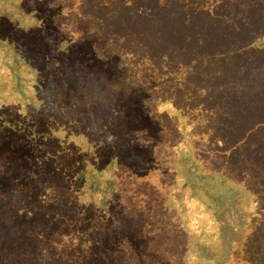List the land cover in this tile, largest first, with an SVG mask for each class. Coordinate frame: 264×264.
Masks as SVG:
<instances>
[{"label":"trees","instance_id":"trees-1","mask_svg":"<svg viewBox=\"0 0 264 264\" xmlns=\"http://www.w3.org/2000/svg\"><path fill=\"white\" fill-rule=\"evenodd\" d=\"M11 3L8 264L36 252L16 237H45L56 264H264V0ZM142 165L165 179L151 184Z\"/></svg>","mask_w":264,"mask_h":264},{"label":"rangeland","instance_id":"rangeland-1","mask_svg":"<svg viewBox=\"0 0 264 264\" xmlns=\"http://www.w3.org/2000/svg\"><path fill=\"white\" fill-rule=\"evenodd\" d=\"M0 5H3L2 7H0V15H1V17L5 16L7 13H12L14 11V9L15 10H21L20 8H18L17 5L13 6V4L11 3V0H0ZM23 15H24V13H22V16ZM20 16H21V14H20ZM20 16H18V18H20ZM0 22H4V20L0 19ZM139 171H142L143 176H146V177L152 176L151 177V181H150L151 184L155 183L156 185H158L159 182L164 180L165 177H166V175H163V177H159V176L155 175V173H159V174L163 173L158 168L154 169V172H155L154 174H150L149 171H147V168H146L145 165H142V166H140V167H138L136 169V172H139ZM177 174H180V173L177 172ZM124 201L125 200H122V199L119 200V208L122 207L123 205H125ZM119 218H120V213H117V219L119 220ZM125 221H132V220L128 216H126L125 217ZM0 222H2V225H4V226L5 225L8 226V225L11 224V221H0ZM27 225L28 224L21 223L22 228H26ZM35 225H36L35 229L38 231V233L43 232L45 235H47L48 231L49 232L51 231L50 228L41 227L39 225L38 221L35 222ZM16 238L18 240L15 243L17 244L18 248H29V247L34 245V249H36V252H33L32 257L28 261L24 262L23 264H56V262L51 263V260L48 259L47 255H46L47 253H46L45 247L48 246V243H47V241H44L45 237H41V238L34 237L37 240L36 241L35 239H31V241H33L34 244H29L28 242L24 243V242L20 241L19 237H16ZM190 238L194 239L196 237L194 235H191ZM53 241L55 243H57V240H53ZM39 242H45L46 245L44 243L42 244V243H39ZM7 246L8 245L6 244L4 247L6 248ZM0 253H4V252H0ZM58 260H60V259H58ZM0 264H8V260L6 259V257L3 254L0 255Z\"/></svg>","mask_w":264,"mask_h":264}]
</instances>
